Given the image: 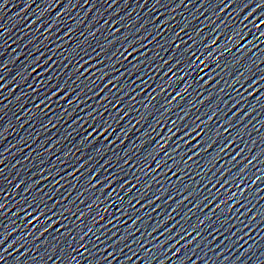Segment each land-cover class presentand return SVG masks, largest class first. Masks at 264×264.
Listing matches in <instances>:
<instances>
[{
  "label": "water",
  "instance_id": "water-1",
  "mask_svg": "<svg viewBox=\"0 0 264 264\" xmlns=\"http://www.w3.org/2000/svg\"><path fill=\"white\" fill-rule=\"evenodd\" d=\"M0 264H264V0H0Z\"/></svg>",
  "mask_w": 264,
  "mask_h": 264
}]
</instances>
